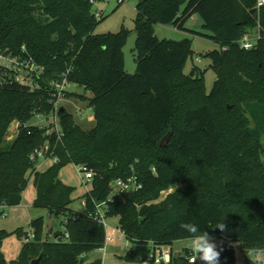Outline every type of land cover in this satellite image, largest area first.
<instances>
[{"label":"trees","instance_id":"obj_1","mask_svg":"<svg viewBox=\"0 0 264 264\" xmlns=\"http://www.w3.org/2000/svg\"><path fill=\"white\" fill-rule=\"evenodd\" d=\"M99 1L0 0V49L39 68L25 83L0 67V207L20 205L34 176V207L66 215L65 231L54 240L44 235V217L34 218V239L11 262L3 241L28 233L0 230V264H30L41 254L40 264H102L89 254L106 245V228L88 214L102 202L134 244L122 257L128 262L157 264L158 248L190 238L180 228L185 222L215 240L264 250V6L258 9L257 0H137V70L131 74L124 53L130 31L95 33L106 18L97 17ZM194 16L219 44L203 55L217 75L211 92L207 69L194 65L185 73L193 40H161L155 33L156 24L187 30ZM255 31L256 45L243 48ZM64 78L92 93L81 97L94 109L93 129L84 130L65 107L56 109V85ZM51 114L59 117L58 129L31 124ZM15 121L17 134L3 147ZM46 143L59 160L38 171L31 155ZM71 163L94 172L84 213L71 209L75 188L60 179ZM132 178L140 189L115 192L113 182ZM222 223L224 232L216 228ZM191 255L177 256L172 248L169 264H190ZM220 264H237L233 247H223ZM245 264L259 263L247 258Z\"/></svg>","mask_w":264,"mask_h":264},{"label":"rangeland","instance_id":"obj_2","mask_svg":"<svg viewBox=\"0 0 264 264\" xmlns=\"http://www.w3.org/2000/svg\"><path fill=\"white\" fill-rule=\"evenodd\" d=\"M137 0H125L120 3L119 0H104L99 1L95 4V10L102 11L105 13L106 18L97 26L95 29L96 34H104L108 32H119L122 28H126L130 31L127 41L124 46L125 53V67L128 73H135L137 70L136 63V41L137 32L136 27V17L138 15L137 11ZM187 30H180L173 25H155V33L157 37L161 40H183L190 38L193 40V50L195 52L193 59L189 58L185 66V73L189 74L194 65L199 66L205 72V83L207 92H211L214 84L217 80L216 72L209 68L211 61L210 59L204 57L203 55L208 52L219 48V44L213 39L209 38L211 32L203 27V20L199 16L196 19H190L186 24ZM258 32L255 31L248 37L255 41ZM247 37V36H246ZM67 91L75 93L71 97H66V94L61 98L57 105V110L61 107H65L69 112L74 115L76 123L81 126L84 130L89 131L96 126L95 112L93 107L90 106L89 100L83 99L81 96H87L91 98L93 95L91 92H86V90L79 85H71ZM52 123L59 125V117L56 114H51L48 117H40L37 115L31 124H39L48 126ZM18 122H13L8 130L7 141H5L3 147H8L14 137L17 134ZM168 134V133H167ZM264 142V140H263ZM51 162V161H50ZM45 159H40V164L48 163ZM84 174L81 172L79 166L75 164L66 165L61 172V179L67 184L73 186L75 191L73 192L72 198L73 202L71 204V209L75 212L84 213L87 211L85 203V194L91 188V181L83 180ZM30 187L34 188L33 180L29 181ZM28 183V185H29ZM28 187V186H27ZM178 187H184L180 184ZM27 189V188H26ZM25 189V190H26ZM175 188L170 189L168 192L163 193L165 197L169 192H172ZM118 188L115 189V192ZM29 200V197L24 198V204L21 208L12 210L11 216L6 218V212L11 209V207L1 208L0 213V228L6 230H14L18 228H23L28 234L34 233L31 227V220L33 218L43 216L45 219V230L44 235L52 240L55 239L53 232H64L65 231V221L66 215L63 213H50L48 210L43 208H36ZM25 210V211H24ZM19 216V217H18ZM110 227H107V242L106 248L103 250H95L89 254V260L103 259V264H135L128 262L123 259L127 253H129L133 248L134 244L128 240L123 234L119 233L114 227L119 226V218L111 217L108 219ZM54 230V231H52ZM188 239L179 240L173 245V250L175 255L180 256L184 254L186 248V243ZM218 244L222 242L223 247H233L237 255V264H245L247 258L257 261L259 264H264V256L258 258L257 252L253 250H244L241 248L239 243L227 242L216 240ZM22 241L17 235L9 236L4 241V252L9 260H16L20 254ZM235 245V246H233ZM170 246L160 247L159 249L165 250ZM198 264V262H197Z\"/></svg>","mask_w":264,"mask_h":264},{"label":"built area","instance_id":"obj_3","mask_svg":"<svg viewBox=\"0 0 264 264\" xmlns=\"http://www.w3.org/2000/svg\"><path fill=\"white\" fill-rule=\"evenodd\" d=\"M125 0H119L120 3L124 2ZM264 6V0H257V8L260 9L261 7ZM104 12L102 11H97V17H102ZM259 38V34L257 35V38L255 41H252L248 36L244 38L242 41V47L245 49H251L253 48L257 40ZM0 67L4 68L5 70H11V75L12 77H15L16 80L20 82H28L27 76L30 75L29 73L35 72L39 68L34 64V63H29L28 61L22 60L20 57H15L11 54H6L0 49ZM42 70H39L38 72H41ZM72 84L69 83L67 78H64L62 82H58L56 87H57V100L55 102V107L57 109V105L61 98L66 94V91ZM43 117V116H40ZM19 127V124H18ZM17 127V130H18ZM56 129L59 128V125L55 126ZM31 159L35 161L38 165L40 162V159H45V160H52L53 163L58 162V157L53 156L50 152V144L46 143L43 147L37 148L33 154L31 155ZM81 172L84 174L83 180L84 181H92L94 172L90 169H88L86 166H79ZM118 186V191L122 190H137L142 187V185L137 181L136 178L129 179L128 181H119L116 182ZM88 214L91 218L95 219L96 221L102 223L107 232V227H110L108 223V217H107V204L106 202L98 203L96 204V210L95 211H88ZM119 233L124 234L120 226L114 227ZM35 237V234H28L27 236L23 237V243H28L32 241ZM126 237V236H125ZM107 242V241H106ZM165 247V246H164ZM106 248V245L101 248L100 250H103ZM171 248V247H169ZM157 249L152 257L155 259L157 264H169L171 262L172 258V250L171 249ZM193 255V254H192ZM191 255V256H192ZM189 257V260L191 258ZM81 264H86V263H81ZM102 264H103V259H102Z\"/></svg>","mask_w":264,"mask_h":264},{"label":"clouds","instance_id":"obj_4","mask_svg":"<svg viewBox=\"0 0 264 264\" xmlns=\"http://www.w3.org/2000/svg\"><path fill=\"white\" fill-rule=\"evenodd\" d=\"M225 224H219L218 228L221 232L225 231ZM180 228L190 234V238L186 243V248L193 254L190 258V264H220L221 252L223 251L222 242L218 244L215 238L208 232H201L199 227L193 223H181ZM235 246V245H233ZM258 258L264 256V250L257 252ZM144 264H149L148 260Z\"/></svg>","mask_w":264,"mask_h":264},{"label":"crops","instance_id":"obj_5","mask_svg":"<svg viewBox=\"0 0 264 264\" xmlns=\"http://www.w3.org/2000/svg\"><path fill=\"white\" fill-rule=\"evenodd\" d=\"M191 19H196V16H194V17H192ZM48 162H50L51 164H48V163H42V164H40V162L38 163V165H37V169H38V171H45V170H47L50 166H52V164H53V161L52 160H47ZM63 170V169H62ZM62 170H61V172H62ZM61 172H60V179H61ZM31 180H33V183H34V188L33 187H30V183H29V185H28V187H27V189L24 191V193H23V200H22V203L20 204V205H17V206H13V207H11V209L8 211V213L6 212V218H8V217H10L11 216V213H12V210H13V212H14V210H16V212H17V209L18 208H21L22 206H23V204H24V198L27 196V197H29V200L31 201V203L32 204H30L29 205V207L30 206H34V201H35V199L37 198V188H36V186H35V178H34V176H32L31 178H30V181ZM62 180V179H61ZM63 181V180H62ZM64 182V181H63ZM65 184H67L66 182H64ZM67 185H69V184H67ZM71 186V185H70ZM5 207H7V206H1L0 207V210H1V208H4V210H5ZM47 210V209H46ZM25 211V210H24ZM48 212H49V210H48ZM19 217V216H18ZM34 219V218H33ZM32 219V220H33ZM31 220V221H32ZM30 221V222H31ZM19 229V228H18ZM0 230H6V229H3V228H0ZM15 230H17V229H14V230H7V231H9V232H14ZM52 231H54V230H52ZM54 233V232H53ZM14 236L16 235V234H13ZM13 235H11V236H13ZM7 239V238H6ZM5 239V240H6ZM20 239V238H19ZM4 240V241H5ZM21 241H22V243H21V249H20V253H21V250H22V247H23V239H20ZM4 241H3V246H2V252L4 253V255H5V257H6V254H5V252H4V250H3V248H4ZM172 248L173 247H171V248H169V249H171L172 250ZM20 255V254H19ZM19 257V256H18ZM6 259H7V261H9V262H11V261H14V260H9L7 257H6Z\"/></svg>","mask_w":264,"mask_h":264},{"label":"water","instance_id":"obj_6","mask_svg":"<svg viewBox=\"0 0 264 264\" xmlns=\"http://www.w3.org/2000/svg\"><path fill=\"white\" fill-rule=\"evenodd\" d=\"M61 110H64V107L61 108ZM172 132H169L163 139L161 140V145L166 146L171 138ZM117 185L116 182H113V186L115 187ZM63 232H54V237L58 238L61 236ZM43 258V254H41L38 258L33 259L30 264H40L41 260Z\"/></svg>","mask_w":264,"mask_h":264}]
</instances>
